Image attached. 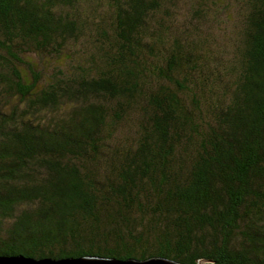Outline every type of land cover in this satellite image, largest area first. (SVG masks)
Wrapping results in <instances>:
<instances>
[{
	"label": "trees",
	"instance_id": "16d2710c",
	"mask_svg": "<svg viewBox=\"0 0 264 264\" xmlns=\"http://www.w3.org/2000/svg\"><path fill=\"white\" fill-rule=\"evenodd\" d=\"M0 255L264 264V0H0Z\"/></svg>",
	"mask_w": 264,
	"mask_h": 264
},
{
	"label": "water",
	"instance_id": "95a60500",
	"mask_svg": "<svg viewBox=\"0 0 264 264\" xmlns=\"http://www.w3.org/2000/svg\"><path fill=\"white\" fill-rule=\"evenodd\" d=\"M198 261L196 264H201ZM0 264H183L165 257H149L146 259H115L99 256H80L66 258H33L23 255H0Z\"/></svg>",
	"mask_w": 264,
	"mask_h": 264
}]
</instances>
